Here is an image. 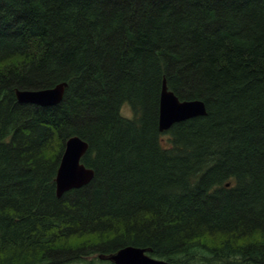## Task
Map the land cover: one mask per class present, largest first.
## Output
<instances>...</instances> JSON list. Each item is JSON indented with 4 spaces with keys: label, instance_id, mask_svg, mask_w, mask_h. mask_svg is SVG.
Segmentation results:
<instances>
[{
    "label": "trees",
    "instance_id": "1",
    "mask_svg": "<svg viewBox=\"0 0 264 264\" xmlns=\"http://www.w3.org/2000/svg\"><path fill=\"white\" fill-rule=\"evenodd\" d=\"M164 79L207 114L161 132ZM61 82L56 105L17 98ZM76 135L94 177L59 198ZM130 245L264 264V0H0V264Z\"/></svg>",
    "mask_w": 264,
    "mask_h": 264
},
{
    "label": "water",
    "instance_id": "2",
    "mask_svg": "<svg viewBox=\"0 0 264 264\" xmlns=\"http://www.w3.org/2000/svg\"><path fill=\"white\" fill-rule=\"evenodd\" d=\"M66 86L67 82H61L49 88L18 90L16 94L22 102L50 106L62 101ZM205 113V104L202 101L181 100L173 91L168 89L164 79L159 110L160 131L169 129L177 121ZM88 148L89 144L77 135L71 136L66 141L56 176L58 197L71 189L88 184L93 179L94 170L82 162ZM107 258L115 264H169V261L165 259L151 256L148 248L133 247L132 245L121 248Z\"/></svg>",
    "mask_w": 264,
    "mask_h": 264
},
{
    "label": "rangeland",
    "instance_id": "3",
    "mask_svg": "<svg viewBox=\"0 0 264 264\" xmlns=\"http://www.w3.org/2000/svg\"><path fill=\"white\" fill-rule=\"evenodd\" d=\"M121 113L125 117H129V118L133 117V110H132V108L130 107V105L128 103H126L125 105L122 106ZM164 138H167V136H164ZM91 258L92 257H89L87 259L90 260ZM95 258H97V257H94L93 259H95ZM101 259H106V258L105 257H101ZM159 259H162V258H159ZM206 260H209L211 264H222L220 260H216V259L212 260L211 258H205L204 261H206ZM106 263L107 262L101 263V262L95 261V264H106ZM73 264H88V262H87V260H85L84 262H78V263H73Z\"/></svg>",
    "mask_w": 264,
    "mask_h": 264
},
{
    "label": "bare ground",
    "instance_id": "4",
    "mask_svg": "<svg viewBox=\"0 0 264 264\" xmlns=\"http://www.w3.org/2000/svg\"><path fill=\"white\" fill-rule=\"evenodd\" d=\"M164 81V80H163ZM165 81H166V79H165ZM166 83H167V81H166ZM67 84H68V82H67ZM168 86V85H167ZM67 87V86H66ZM169 89V88H168ZM170 90V89H169ZM18 91V90H17ZM172 91V90H171ZM18 98V97H17ZM19 100V99H18ZM184 101H202V100H199V99H197V100H184ZM19 102H21V103H30V102H22V101H20L19 100ZM203 103H204V101H202ZM60 103V102H59ZM33 104V103H32ZM205 104V103H204ZM36 105H38V104H36ZM40 106H42V105H40ZM205 109H206V105H205ZM207 114V109H206V113L205 114H202V115H206ZM196 116H200V115H194V116H191V117H189V118H186V119H183V120H181V121H184V120H187V119H190V118H193V117H196ZM181 121H177L176 123H178V122H181ZM175 124V123H174ZM173 124V125H174ZM172 125V126H173ZM171 126V127H172ZM170 127V128H171ZM169 128V129H170ZM160 129V128H159ZM169 129H167V130H169ZM167 130H165V131H167ZM165 131H161V132H165ZM88 143V142H87ZM56 180V179H55ZM91 182V181H90ZM75 189V188H74ZM56 191H57V185H56ZM70 191V190H69ZM58 196V195H57ZM60 198V197H59ZM133 247H135V246H133ZM170 264V263H169Z\"/></svg>",
    "mask_w": 264,
    "mask_h": 264
}]
</instances>
